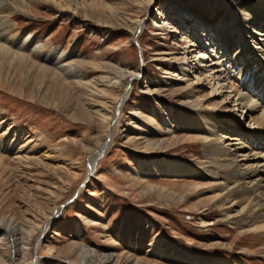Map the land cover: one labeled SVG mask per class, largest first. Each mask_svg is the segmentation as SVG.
Here are the masks:
<instances>
[{"label":"rangeland","instance_id":"1","mask_svg":"<svg viewBox=\"0 0 264 264\" xmlns=\"http://www.w3.org/2000/svg\"><path fill=\"white\" fill-rule=\"evenodd\" d=\"M25 1L14 33L27 31L44 46L40 55L22 51L33 63L12 69L16 80L0 87V135L8 136L7 145L0 143V264H80L87 255L90 264H104L110 255L111 264H264V240L243 229L241 207L226 213L232 204L220 205L216 197L218 171L195 179L137 174L154 162L206 164L200 132L177 127L183 114H219L225 129L237 121L255 131L236 96L242 79L232 55L242 50L253 76L259 69L262 81L251 94L264 103V61L250 54L262 57V45L245 38V47L229 49L218 30L239 27L243 10L255 8L258 34L264 0ZM201 31L202 43L215 48L203 67L196 56L207 46L192 37ZM229 34L242 39L236 30ZM58 48L75 49L67 63L84 77L57 72L41 57ZM214 58H221L227 80L207 67ZM121 68L141 75L121 88L98 82L119 76ZM103 107L115 110L122 132L102 117ZM172 126L178 129L170 132ZM227 136L224 146L234 151L235 136ZM112 137L90 176L91 157ZM247 154L238 160L246 163ZM7 223L23 244L16 246ZM162 237L157 244L165 251L157 252L153 243Z\"/></svg>","mask_w":264,"mask_h":264},{"label":"bare ground","instance_id":"2","mask_svg":"<svg viewBox=\"0 0 264 264\" xmlns=\"http://www.w3.org/2000/svg\"><path fill=\"white\" fill-rule=\"evenodd\" d=\"M25 2V0H0V87L4 89H6L10 84H7V79H9V82L16 80V75L11 73L12 69L15 68V72H18L21 69L27 70L29 64L33 63V59H31L30 56L23 53L22 51L27 50L32 55H36L44 46L39 40H37L27 31L14 33L12 22L15 17L19 15V13L25 11ZM241 15L240 21L237 23L240 25L239 27L236 26L233 28V25L231 27L228 25L225 28L218 30V32H220L223 37H228V41L230 42L229 49L235 48L237 45L242 46V48L245 47L248 44V40L245 38L252 39V41H259V44L262 45V47H260L262 57L259 56L255 51L251 52L250 54H252L251 56H253L254 59L256 58V62L263 64L264 25H262V23L257 24L258 27L262 28L258 34L252 31V26L255 25L257 19L260 20V17L258 18V15L255 13V8L244 9ZM138 26V23L135 24V26L132 28V31L135 32ZM229 30H236L237 33L241 32L242 34L240 38L242 37V39L236 42L235 38L231 36V34L227 36ZM196 34L197 32L192 36L194 37L193 39H196V43L200 47L207 46L196 56L198 59H201L199 60V67H203L207 61L206 59L211 58L209 54L213 52L212 47L214 48V46L211 44V42L206 41L207 43H202L205 39V36H207L204 31H201V33L199 32L197 35ZM243 34H248V36H243ZM257 35L261 37H258ZM192 44V46H195V42ZM238 50L239 49H237V52L232 55V57L238 68V78L239 80L242 79V82L240 84V90L235 92L239 99L238 102H240V105L248 110L247 113L250 121L253 122L252 125L254 126L255 131L252 134L248 133L239 127L240 122L237 121L233 122L235 128L230 127L225 129L221 126L223 123H226L225 119L219 114H183L181 115V119L177 127L187 128V130L194 129L200 132V135L203 137L202 139L205 141L206 145V164L203 166L201 164L191 165L168 161L160 162L158 164L154 162L150 164L148 163V169H146L145 166L140 165L138 167L137 174L143 177L145 180H147L153 174L158 177L173 176L176 178L190 177L195 179L210 176L212 173H214V170L218 171L217 175L220 180V192L216 195V197L221 201L220 205L232 204L230 208L226 209V213L230 211L233 206L241 207V212L245 216L241 221L243 229L247 232L258 234V237L264 240V103H261L263 98L260 97L258 98L260 101H255L251 94L253 88L258 85L262 79L260 80L258 76L259 69L257 70L256 76H253L251 69L252 67L246 63L247 58H245L244 54H242V50ZM74 53L75 49L70 52H65L58 48L55 51H47L41 57L45 61H48L50 64H52L57 72H60L71 78L78 79L84 77L83 74L78 71L77 67L67 63V60ZM221 58H224V56ZM221 58H214L210 60V63L207 67L210 68L211 73H214V76L218 75L219 77L221 75V77H219L220 79L223 78L227 80L226 76H222L225 73L220 68ZM122 68L119 69V76L109 77L107 80H99L98 82L104 85L106 89H112L116 87L121 88L122 86L127 85L128 80L141 75L139 70L129 71ZM4 75L7 77L4 78ZM128 96L129 94H126L122 97L120 100V105H123ZM114 112V109L110 110L105 107L99 110V113L106 120V122L109 124L111 122L114 123V126H116L117 130L122 132L123 130L121 125L115 121L116 115ZM2 123H4V121H2ZM177 127H170V132L177 130ZM229 134L235 136L233 139V146L235 147L234 151H231L230 148H226L224 146V139L227 138V135ZM7 138V132H4L2 135H0V143L3 145L6 144ZM105 139L101 142V148L98 149L90 159V176L96 169V163L98 159L103 156L109 146H111L110 143L112 144L114 142L113 137L111 141L107 140L104 142ZM149 145L150 144L147 146ZM7 148L9 151H13L15 154L20 153V149H16L14 145H8ZM246 152L248 153L246 158L247 162L241 163L238 160V154ZM244 166L246 169H242ZM198 188L199 187H196V191L199 190ZM228 220L232 225L235 223L232 218L228 217ZM51 224L52 223L48 224L49 226L46 227L45 232L48 231ZM6 228H10L13 232H16L14 233L13 237L16 246L24 243L22 238L19 237V232L15 229V227L13 228L11 223H7ZM164 240V237L160 238L156 243H153V246L160 247L158 244H162ZM159 251L163 252L165 250L160 247L158 248L157 252ZM16 252L17 256H20L19 253L21 250ZM87 257L88 255L84 260L82 259L83 261L80 262V264H90ZM114 259L115 256L110 255L107 257V260L104 264H111ZM168 260L181 262L179 258H171ZM20 264H24V262L20 261ZM182 264L188 263L182 262ZM214 264L231 263L218 260Z\"/></svg>","mask_w":264,"mask_h":264}]
</instances>
